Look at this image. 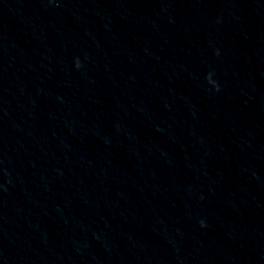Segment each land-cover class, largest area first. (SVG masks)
<instances>
[{
    "label": "clouds",
    "instance_id": "clouds-1",
    "mask_svg": "<svg viewBox=\"0 0 264 264\" xmlns=\"http://www.w3.org/2000/svg\"><path fill=\"white\" fill-rule=\"evenodd\" d=\"M217 55H218V53H217ZM76 67L77 68H80L81 67V65H80V63H79V61L77 60V62H76ZM211 73L209 74V76L207 77V79H208V81L209 82H211ZM217 90H219L218 88H217ZM202 226H203V224H202Z\"/></svg>",
    "mask_w": 264,
    "mask_h": 264
}]
</instances>
